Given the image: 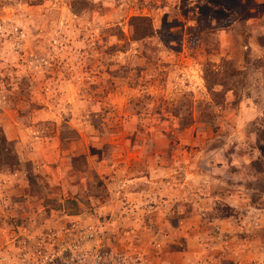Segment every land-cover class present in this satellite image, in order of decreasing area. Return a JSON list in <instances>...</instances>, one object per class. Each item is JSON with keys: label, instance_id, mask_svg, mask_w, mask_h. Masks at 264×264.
Here are the masks:
<instances>
[{"label": "rangeland", "instance_id": "obj_1", "mask_svg": "<svg viewBox=\"0 0 264 264\" xmlns=\"http://www.w3.org/2000/svg\"><path fill=\"white\" fill-rule=\"evenodd\" d=\"M0 264H264V0H0Z\"/></svg>", "mask_w": 264, "mask_h": 264}]
</instances>
